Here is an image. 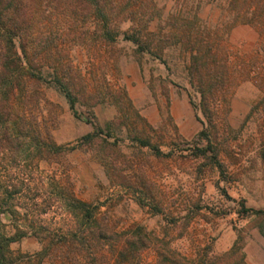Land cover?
Segmentation results:
<instances>
[{"label": "rangeland", "instance_id": "obj_1", "mask_svg": "<svg viewBox=\"0 0 264 264\" xmlns=\"http://www.w3.org/2000/svg\"><path fill=\"white\" fill-rule=\"evenodd\" d=\"M155 2L163 18L176 4V0ZM199 15L210 26L231 19L227 10L210 0ZM49 19L53 36L58 17ZM129 24L123 21L119 27L124 30ZM83 25L86 32H81ZM98 25L95 18L77 17L69 32L71 40L61 45L65 60L80 73V77L76 70L72 74L75 89L81 87L78 117L54 85L41 82L51 102L44 104V113L54 117L52 135L68 150L59 158L21 167L29 173L30 186L38 189V204L32 208L19 203L20 218L0 216L5 235L28 231L9 248L24 259L38 252L53 253L63 235L70 238L71 231L86 228L72 211L74 195L97 204V217L106 226L116 231L142 226L189 260L234 251L229 261L242 256L240 264H264L262 30L238 23L221 41L234 87L228 102L215 107L216 130L211 136L220 169L196 150L207 141L198 134L202 123L190 102L198 96L183 53L171 45L161 61L121 35L104 45ZM88 131L99 136L82 142ZM139 138L149 139L162 154L141 145ZM241 202L259 212L243 214ZM111 247L104 244L94 264H111ZM156 257L153 248H146L138 262L130 264H155ZM51 262L45 256L43 264Z\"/></svg>", "mask_w": 264, "mask_h": 264}, {"label": "trees", "instance_id": "obj_2", "mask_svg": "<svg viewBox=\"0 0 264 264\" xmlns=\"http://www.w3.org/2000/svg\"><path fill=\"white\" fill-rule=\"evenodd\" d=\"M206 1L209 0H176L172 11L163 18L155 0H0V216L20 218L23 212L17 207L19 203L32 208L38 204V189L30 186L29 173L21 168L24 163L36 165L41 160L59 158L68 150L52 135L54 117L44 113V104L51 102L41 82L54 85L78 117L76 102L81 87L75 89L72 74L76 70L80 77V73L60 51L61 45L71 40L69 32L76 27L77 17L96 19L104 45L121 35L138 50L148 51L161 61L165 60V50L171 45L183 53L190 85L198 96L197 101L190 98L202 123L198 134L207 141L196 150L222 168L211 136L216 130L215 107L220 102H228L234 86L233 70L226 63L225 52L221 51V41L238 23L258 26L264 33V0H210L227 10L231 17L223 25L216 22L212 26L199 15ZM186 3H190L188 9ZM49 17H58L53 36L50 35L53 22ZM123 21L130 22L124 30L119 27ZM87 30L83 25L81 32ZM261 48L264 50V44ZM98 136L97 131H88L81 139L91 142ZM139 142L162 154L149 139L139 138ZM9 165L15 170L8 168ZM240 204L243 214L259 212L244 202ZM71 206L86 228L71 231L70 238L63 235L53 253L38 252L34 256L26 255L25 259L21 258L23 255H15L9 243L28 231L23 229L8 235L0 231V264H43L45 256L51 258V264H94L106 243L113 247L111 264L138 262L146 248L156 251L155 264H240L242 260V256L238 261L228 260L234 251L211 257L204 253L196 260H189L180 252L171 251L166 242L142 226L121 231L106 226L97 217V204L71 195ZM30 214L34 216L33 209Z\"/></svg>", "mask_w": 264, "mask_h": 264}]
</instances>
